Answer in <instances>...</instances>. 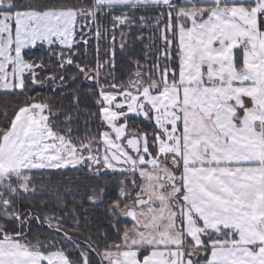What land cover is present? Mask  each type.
<instances>
[{"label":"snow or ice","instance_id":"snow-or-ice-1","mask_svg":"<svg viewBox=\"0 0 264 264\" xmlns=\"http://www.w3.org/2000/svg\"><path fill=\"white\" fill-rule=\"evenodd\" d=\"M0 93V264H264V0H0Z\"/></svg>","mask_w":264,"mask_h":264},{"label":"trees","instance_id":"trees-1","mask_svg":"<svg viewBox=\"0 0 264 264\" xmlns=\"http://www.w3.org/2000/svg\"><path fill=\"white\" fill-rule=\"evenodd\" d=\"M84 58L87 60H91L94 62L95 60V51L94 49H90L88 54H83ZM123 57L120 54L119 46L117 45V63L119 67H122L120 61ZM79 91L80 103H79V113L81 117L86 116L88 110H94L93 101L91 99V94L89 89L86 86V82L81 83L77 86ZM40 91L45 95H51V90L47 88L40 89ZM59 91V90H58ZM73 93L71 91V86L68 91L64 92L62 95H55L53 97V103L59 108L63 107L65 109L72 106V97ZM39 99V97H37ZM25 102L24 97H18L15 95H4L0 93V122H3L4 116L3 113L7 111L8 115L12 114L13 108L21 103ZM60 119H63V115L61 114ZM79 125V130L81 134L84 132V121L81 119L77 122ZM94 130V129H93ZM66 174H54L51 177L45 176L42 181L38 178L37 188L38 191L33 198L36 204L40 203V200H46L50 204L55 203V201L59 198L61 200L67 201L69 205L68 214H71V204L73 203V199L77 198V190L83 192L88 186L95 183L93 178L87 172H77L75 170H65ZM27 205V202H26ZM83 208L79 209L80 215L83 217L84 215H89L90 217L99 218L102 209L97 208L95 213H93L92 209L89 207L87 201H83ZM58 211H63L59 209ZM67 224H71V220H66ZM47 227L43 225H39L35 221L32 224V231L29 233V238L33 239L36 236L43 237L47 234ZM74 236H77V233H73ZM79 239H83L82 236Z\"/></svg>","mask_w":264,"mask_h":264}]
</instances>
